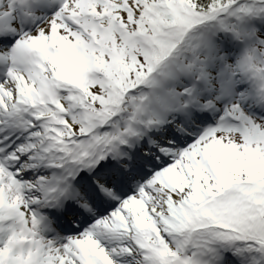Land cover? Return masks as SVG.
<instances>
[{"label": "snow or ice", "instance_id": "snow-or-ice-1", "mask_svg": "<svg viewBox=\"0 0 264 264\" xmlns=\"http://www.w3.org/2000/svg\"><path fill=\"white\" fill-rule=\"evenodd\" d=\"M0 264H264V0H0Z\"/></svg>", "mask_w": 264, "mask_h": 264}]
</instances>
